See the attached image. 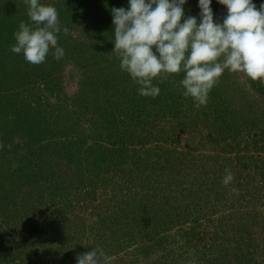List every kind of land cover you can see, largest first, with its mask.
Returning <instances> with one entry per match:
<instances>
[{
  "label": "rangeland",
  "instance_id": "1",
  "mask_svg": "<svg viewBox=\"0 0 264 264\" xmlns=\"http://www.w3.org/2000/svg\"><path fill=\"white\" fill-rule=\"evenodd\" d=\"M59 1L52 0L53 7ZM252 2L257 9L264 4V0ZM25 7L24 0H0L2 24ZM211 7L214 21L222 23L226 7L217 0H212ZM184 8L194 13L185 17L198 18V0H188ZM70 30L66 31L73 37L91 44L92 55L96 50L97 64L92 61L91 71L112 62H118L120 70L114 46L95 37L93 30L85 33L81 26ZM72 61L63 56L58 64L61 72L55 70L63 88L71 82L66 75L76 77L73 91L83 74ZM110 75L114 85L117 76ZM182 78L181 72L162 81L154 79L159 95L144 96L148 104L135 101L130 111L121 107L125 98L131 103L141 95L133 94L135 86L127 77L119 78L121 100L120 106L114 103V127L107 123L112 120L107 113L111 108L106 114L96 111L93 101L100 96L87 95L73 112L86 134L104 123L106 129L97 140L100 147H95V154L87 153L89 158L77 169L66 167L67 159L61 155L59 167L48 177L57 190L43 194L40 203L36 196L27 197L26 187L9 189L11 169L2 164L0 264H76V256L93 247L102 249L111 264H264V95L252 89L243 73L225 70L210 90L207 104L195 108L192 99L182 95ZM218 82L224 90L231 86L233 94L241 97V109L226 101L220 109L216 107L219 103L211 91L219 87ZM109 91L113 93L112 88ZM44 95L47 110L62 106L58 104L62 96ZM39 119L46 120L44 126H52L53 121L44 115ZM18 135L16 130L6 137L18 140ZM2 139L0 148L6 142ZM19 155L13 151L7 158L13 162ZM93 155L106 157L108 163L95 166L90 162ZM225 168L234 177L227 187L221 183Z\"/></svg>",
  "mask_w": 264,
  "mask_h": 264
},
{
  "label": "trees",
  "instance_id": "2",
  "mask_svg": "<svg viewBox=\"0 0 264 264\" xmlns=\"http://www.w3.org/2000/svg\"><path fill=\"white\" fill-rule=\"evenodd\" d=\"M49 1L45 5L55 6L52 0ZM21 3L19 2L20 5ZM127 6L128 4L125 3V0H60L59 5L56 4V7H53L58 13L61 25V32L58 34V45L63 44V47L66 45L67 49L64 51V56L67 55L68 58L73 60L74 64L72 66H79L83 74V77L80 78L81 80H77V87L73 91L71 89L74 87L75 76L66 75L71 82L68 86L64 85L65 88H63V82L58 78L60 73L56 75V70L58 69V64L60 66L61 60H54L49 55L45 64L32 66L24 61L22 54H14L10 51V46L15 43L13 33L16 31L19 23L21 21L29 23L26 7L19 10V14L15 17L12 16L4 21V24H2V20L0 19V139L3 138L6 141L2 144V148H0V152L4 156L0 159V173L3 163L10 167L9 178L12 181L8 184L9 189L14 186V190L18 191L26 187L24 189L28 191L27 197L33 200V197L36 196L39 203L44 195L55 193L57 188H54L52 184L54 183L53 180L48 177L53 175L52 173H55V170L59 167L58 162H61L62 158L60 156L64 155L67 159L64 162L66 167L69 165L71 169L72 167L73 169L79 168L83 164V160L89 158L88 154L97 153L95 152V147H100L97 144V140L100 138L103 129H106L103 123L99 126H92L86 134L85 126L74 115V107L80 106V102H86L87 95L92 96L96 92L100 96L96 97L93 101L94 105L97 106L96 111L106 114V111L111 108L110 111H112H107V113H110L112 120L107 123L109 127H114L117 121V117L112 113L116 108L114 103L118 102L120 106L121 100L118 98L117 93L120 87L119 78L123 80V77H127L131 86H135L133 88L136 90H134L133 94L138 92V85L133 82L126 72L121 71V69L119 70L118 62H112L106 67L102 66L91 71L89 68L93 64H97V57L94 54L96 50H93L92 55V50H90L91 44L87 45V42L73 37L69 31H64V29L67 30L68 28L71 29L70 31H74L78 26H81L85 30V33L93 30L95 37L103 39L109 43V47H113L114 42L111 40L113 39L111 8H127ZM188 11L187 8H184L185 14L194 15V13ZM197 19H199V16ZM72 45L74 48H72ZM75 49L78 51V56ZM114 59L118 60L117 56ZM93 60L94 63L92 64ZM72 66H70L69 72H73ZM61 69L59 68L57 71ZM113 73H115L117 78H114V85H111L110 80L112 78H108V76H111L110 74ZM83 79L86 81H83ZM87 81L88 83H86ZM248 81L255 92L264 95V86L258 81H252L249 78ZM222 87H224V84H219V87L217 86L211 91L219 103H217L216 107L220 109L221 105L226 101L229 105H234L241 109L243 107L241 97L233 94L231 86H229L228 90H224ZM110 88L113 89V93L109 91ZM8 89L15 90L14 94H8ZM101 89L104 91L100 92ZM44 93H47L48 96H62V101L58 103L62 106L58 110H47L43 100L45 98ZM106 93L110 96L108 97ZM114 94L117 96L116 101H114V98L111 99V96ZM127 96L129 98V95ZM135 98L137 100L131 103H127V98H125V102L121 106L124 111L126 108L130 111L131 105L137 104L135 101H142L143 105L147 102V98L144 96ZM109 101L112 104H108ZM228 114L227 116H229ZM40 115H44V118L52 120V126H44L42 121L46 120H40ZM133 115L131 114V118L134 117ZM7 127H11V129ZM16 130L20 135V139L17 140L16 138L14 140V137H6L9 133L13 134ZM13 151L18 152L20 155L19 157L15 156V158H12V162L7 156L9 157ZM97 157V155H93L90 159V162L95 166L102 167L103 164L108 163L106 157ZM42 162L45 163V166ZM13 165H17L16 168H13ZM74 177H77V175H74ZM47 181L50 182L49 186L47 185ZM42 190L45 193L41 192ZM4 193L9 194L10 192L4 191ZM36 208L37 206L34 207V210Z\"/></svg>",
  "mask_w": 264,
  "mask_h": 264
},
{
  "label": "clouds",
  "instance_id": "3",
  "mask_svg": "<svg viewBox=\"0 0 264 264\" xmlns=\"http://www.w3.org/2000/svg\"><path fill=\"white\" fill-rule=\"evenodd\" d=\"M187 2L127 0V8H111L112 51L121 71L138 85V94L158 96L160 88L154 79L162 81L181 72L182 95L190 97L195 108L207 104L210 90L225 70L243 73L264 86V4L257 9L252 0H217L227 10L222 23H217L212 0H198V23L195 16L185 17ZM24 3L29 23H19L10 51L22 54L32 66L45 64L49 55L61 60L65 53L58 45V13L41 0ZM233 179L231 170L225 168L221 183L227 187ZM231 191L238 192L236 188ZM76 264H111V258L93 247L78 254Z\"/></svg>",
  "mask_w": 264,
  "mask_h": 264
}]
</instances>
